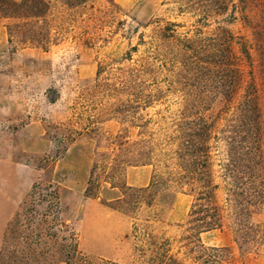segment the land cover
Here are the masks:
<instances>
[{"label":"rangeland","instance_id":"1","mask_svg":"<svg viewBox=\"0 0 264 264\" xmlns=\"http://www.w3.org/2000/svg\"><path fill=\"white\" fill-rule=\"evenodd\" d=\"M63 1L50 2L47 20L65 30L46 51L25 41L39 28L0 14V264H149V243L167 244L176 264H264V245L241 250L226 232L186 238L191 197L161 185L177 170L163 153L185 111L219 128L237 123L203 63L216 28L251 47L243 86L252 68L264 91V7L248 12L247 26L238 13L228 24L229 11L203 19L195 0H93L73 10ZM169 23L173 40L157 33ZM156 93L135 109L136 97ZM253 222L264 226V207Z\"/></svg>","mask_w":264,"mask_h":264},{"label":"trees","instance_id":"2","mask_svg":"<svg viewBox=\"0 0 264 264\" xmlns=\"http://www.w3.org/2000/svg\"><path fill=\"white\" fill-rule=\"evenodd\" d=\"M50 2L0 0V14L4 18L25 19L27 25L32 26L30 29L39 28L36 32L31 30L25 41L46 51L49 46L57 45L58 37L63 36L59 33L65 30L63 22L52 24L53 20H47ZM91 2L93 0H64L62 5L67 10L85 9ZM194 5L203 19L224 16L229 11L225 20L228 24L236 21L235 14L238 13L244 25L250 26L248 12L260 5L264 7V0H236V3L232 0H195ZM173 26L169 23L157 33L165 40H173L176 37ZM184 40L192 44L191 40ZM209 40L207 60L201 63H206L211 70L214 95L223 101L224 109L233 107L237 123L219 128L217 119L185 111L181 120L174 124L173 135L166 140L168 151L163 153L166 161L175 160L177 170L175 173L165 172L166 178L161 185L172 182L176 187L185 188L191 197L186 238L199 240L202 234L218 230L229 234L232 243L246 251L264 245V226L253 222V217L264 207V91L259 90L252 68L243 86L241 61L251 67L253 57L251 47L242 38L233 36L228 29L216 28ZM125 59H131L130 53ZM145 69L146 64H143L139 71ZM158 96L156 93L136 97L133 101L135 109L141 104L150 106L158 101ZM149 152L152 154L151 150ZM147 164L152 165L151 162L142 165ZM164 167L168 168L167 165ZM153 183L145 191L153 188ZM36 189L34 187L32 193ZM45 196L57 207L59 197L56 192L51 191ZM144 204L149 205L146 201ZM132 233L136 237H149L146 227L134 226ZM71 239L75 240V236L72 235ZM149 247L154 254V258H149V264H176L167 256V244L149 243ZM140 251L144 253L146 250L142 248Z\"/></svg>","mask_w":264,"mask_h":264}]
</instances>
